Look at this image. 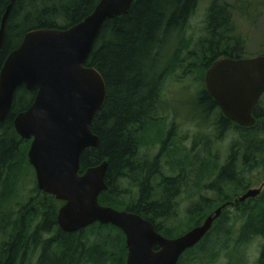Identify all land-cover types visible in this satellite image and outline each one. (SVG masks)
<instances>
[{
  "label": "trees",
  "instance_id": "trees-1",
  "mask_svg": "<svg viewBox=\"0 0 264 264\" xmlns=\"http://www.w3.org/2000/svg\"><path fill=\"white\" fill-rule=\"evenodd\" d=\"M99 1L16 0L6 25L0 67L8 55L21 45L27 32L38 28H69L89 16ZM199 1L134 0L126 14L107 20L86 62L87 66L97 68L103 75L107 97L92 125L93 132L100 137L99 144L83 152L80 172L84 173L87 168L108 161V188L101 192L100 203L142 215L167 237L180 236L200 225L217 200L204 196L194 203L187 211L190 222L187 230L167 224L178 215L181 186L191 188L193 180L190 176L195 175L197 180L199 178V183L204 177H215V182L205 188L219 194L222 204H225L226 201H233L232 194L246 190L249 173L264 172L263 107L258 103L254 109L255 125L243 127L222 113L206 87L195 95L202 118L207 119L215 114L212 122L215 137L218 135L222 138L228 131L235 134L226 163L216 172L215 161L208 166L198 156V161L189 162L190 152L184 155L186 151L181 148L178 151H181V155L183 152L182 157L185 158L177 162L179 173L165 175L160 170L158 158L149 161L140 154V147L147 143L153 133L161 131L159 121L163 119V84L176 73L182 62L180 59L189 47L190 42L184 31ZM9 3L10 0H0V29ZM231 20L229 5L213 1L208 11L209 37L202 44L200 53L196 52L198 62L186 65L184 74L197 71L203 75L221 58L244 57L245 46L240 36L232 35ZM202 78L200 76L203 81ZM37 91V88L30 90L20 86L10 113L0 121V237L4 238L0 245V264H14L25 244L20 234L6 244L5 218H27L25 224L28 227L27 247L30 254L34 253V248H38L42 240L43 249L37 264H78L84 260L93 264H126L128 247L120 228L99 222L77 232H65L57 227L54 239L52 236L43 241L41 234L45 235V232L41 231L49 230L54 223L57 225L56 205L40 210L32 205L34 196L27 198V201L17 200L23 177L28 170L34 169L28 157L30 141L18 134L14 120L18 113L33 103ZM206 143L207 151L210 145ZM157 177L160 183L154 185L152 181ZM125 178L139 187L135 201L121 200L123 191L120 184ZM193 185L196 187V184ZM54 200L57 205L63 204L55 197ZM250 201L254 203L250 204ZM234 206L239 214V217L233 214L235 218L243 219L237 246L248 245L257 237L264 238V194ZM231 207L226 205L222 209L211 230L196 246L184 252L178 264H190L192 258H205L211 262L216 247L223 244L222 237L229 232V221L234 213L230 211ZM35 218L44 219L39 222L41 229L31 234L29 226ZM23 229L26 230L24 223L19 222L16 232L20 233ZM89 234L95 241L87 245L85 236ZM257 264H264V244Z\"/></svg>",
  "mask_w": 264,
  "mask_h": 264
},
{
  "label": "water",
  "instance_id": "water-1",
  "mask_svg": "<svg viewBox=\"0 0 264 264\" xmlns=\"http://www.w3.org/2000/svg\"><path fill=\"white\" fill-rule=\"evenodd\" d=\"M15 1L10 0L2 20L0 54ZM133 1L100 0L89 16L69 28L27 32L0 71V121L10 113L20 86L37 88L35 100L16 115L14 126L22 138H33L28 157L39 189L65 202L58 212L61 229L76 232L95 222L111 224L126 236V264H178L183 253L204 238L224 206L201 225L167 237L142 215L100 203L101 192L108 188V161L80 172L83 152L99 144L92 125L107 97L103 75L86 62L107 20L126 14ZM205 83L228 119L251 127L264 94V54L219 59L208 69ZM261 190L251 188L239 201Z\"/></svg>",
  "mask_w": 264,
  "mask_h": 264
},
{
  "label": "rangeland",
  "instance_id": "rangeland-1",
  "mask_svg": "<svg viewBox=\"0 0 264 264\" xmlns=\"http://www.w3.org/2000/svg\"><path fill=\"white\" fill-rule=\"evenodd\" d=\"M215 0H200L195 12L192 14L189 25L184 31L185 37L189 40V47L183 53L181 57V64L177 68L176 73L169 76L163 84V101L161 114L163 119L159 121L161 125V131L153 133V135L147 140V143L140 147V154L143 158L149 161H154L158 158V163L160 165V170L163 171L165 175H177L179 173V166L177 162L184 160L183 152L179 149L186 151L187 155L190 152V161L195 162L198 156L201 158V162L205 165L216 164V172L221 166L226 163L228 152H230V146L232 139L235 134L228 131L224 137L219 138L218 135L215 137L214 127L212 122L214 120L215 114H211L209 118H202V111L198 110V101L196 100V94L206 87L205 76L208 71L199 74L194 71L190 74H184V69L189 63H194L197 60V53L201 51L202 44L208 39V11ZM219 4H227L230 8V13L232 14V20L230 21V30H232V35L240 36L242 44L245 46V51L243 53L245 58H251L264 54V0H218ZM174 47V46H173ZM192 52V53H191ZM197 52V53H196ZM191 53V55H189ZM198 62V61H197ZM184 74V77H183ZM203 77V81L200 79ZM260 105L264 109V95L261 97ZM207 142L206 141H209ZM205 143L210 145V149L206 151ZM177 149V150H174ZM173 150V151H172ZM175 151H178L177 153ZM209 152V153H208ZM215 154V155H214ZM215 160H214V158ZM186 164V163H185ZM253 171H256L253 169ZM28 174L23 177L20 187L18 188V198L17 200L27 201V198L34 196L32 205L34 207L43 210V208L54 207L56 205L57 209L60 208L61 203L57 205L54 197L42 192L37 187L36 176L33 170H28ZM186 174H188L186 172ZM185 174V176H186ZM189 176V174H188ZM215 177H204L202 182H198L196 176H190L193 180L191 184V195L185 192L187 186L182 185L183 188L179 194V210L176 218L168 221L167 224L177 228V229H188L189 227V217L187 211L191 206H194L200 198L206 197L208 199L217 198L216 202L213 204L211 210H209V215L215 212V208L222 205L221 197L215 192L208 191L207 187L211 182H215ZM154 185L160 183L159 177L154 179ZM196 182V183H194ZM248 187L244 192L239 194H232L233 201H226L225 204L230 206V202L234 204L236 198L241 196L247 190L251 188H261L262 191L260 196L264 194V172L257 171L248 174V179H246ZM199 183V184H198ZM198 189L195 191V185ZM120 188L123 191L121 194V200L124 202L135 201L139 194V187L134 186L129 178L122 180ZM258 195V196H259ZM255 201V200H254ZM254 201H250L253 204ZM10 210V209H9ZM231 217L229 221L228 229L229 232L225 233L226 237H222V245L216 247L213 259L208 262L207 259L195 260L192 258L190 264H257L262 245L264 244V238L257 237L251 240L248 245L237 246L239 239V231L243 225L242 218H235V214L239 217L238 212L235 210L233 205L230 208ZM234 214V215H233ZM206 219L203 218L202 222ZM7 220V218H6ZM5 231L4 233L9 234L10 231L7 227L6 221H4ZM3 225V226H4ZM185 230V231H186ZM49 235H44L43 238H52ZM88 243L94 242L95 238L92 236H85ZM3 237H0V245L3 243ZM242 245V244H241ZM40 254H29L27 257L26 264H37ZM78 264H93L91 262L80 261ZM111 264V263H108ZM189 264V263H187Z\"/></svg>",
  "mask_w": 264,
  "mask_h": 264
},
{
  "label": "flooded vegetation",
  "instance_id": "flooded-vegetation-1",
  "mask_svg": "<svg viewBox=\"0 0 264 264\" xmlns=\"http://www.w3.org/2000/svg\"><path fill=\"white\" fill-rule=\"evenodd\" d=\"M2 67H3V65L0 67V71H1ZM26 140L30 141V145H31L33 139L31 138V139H26ZM197 189H198V187H195V191ZM207 190L213 192L210 189H207ZM185 192L190 194V195L192 194L191 193V188L189 186H187V188L185 189ZM41 219H44V218H35L34 221L30 224V226L28 224L31 234H34L37 230L39 231L41 229L40 223H39ZM5 221L7 223L8 229L10 230V231H8L9 234H6L7 235L6 244L10 243V241H13L15 235H19L20 234L21 238L23 237L25 239V244H24V246L22 248V251L20 252V255L18 256V258L16 259L14 264H26V262H27L26 259H27L28 255L30 254V252H29L30 248L27 247V237H28L27 230H28V227H27V224H25V222L27 221V218H7V220L5 218ZM19 222H22V224L24 223V225L26 227V230L23 229V230H21L20 233H17L16 229H17V225H18ZM59 226L60 225H59L58 218H57V225H55V223H54V225H52V227H50L49 230H44L43 229V231H41V232L42 233L45 232V235H49L50 237H51V234H52L53 235V239H54V236L57 234V230L56 229H57V227L60 228ZM5 228L6 227L4 225V229ZM41 236H42V238L44 237L43 234H41ZM43 241H44V238H43ZM39 243H40L39 247L38 248H34V253L33 254H40L42 252V249H43L42 240ZM31 247H33V246H31Z\"/></svg>",
  "mask_w": 264,
  "mask_h": 264
},
{
  "label": "bare ground",
  "instance_id": "bare-ground-1",
  "mask_svg": "<svg viewBox=\"0 0 264 264\" xmlns=\"http://www.w3.org/2000/svg\"><path fill=\"white\" fill-rule=\"evenodd\" d=\"M9 6V5H8Z\"/></svg>",
  "mask_w": 264,
  "mask_h": 264
}]
</instances>
